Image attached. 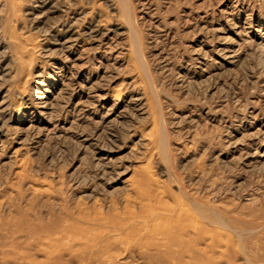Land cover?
Listing matches in <instances>:
<instances>
[{
  "label": "rangeland",
  "instance_id": "1",
  "mask_svg": "<svg viewBox=\"0 0 264 264\" xmlns=\"http://www.w3.org/2000/svg\"><path fill=\"white\" fill-rule=\"evenodd\" d=\"M0 264H264V0H0Z\"/></svg>",
  "mask_w": 264,
  "mask_h": 264
}]
</instances>
